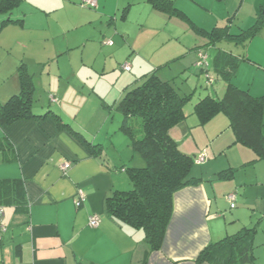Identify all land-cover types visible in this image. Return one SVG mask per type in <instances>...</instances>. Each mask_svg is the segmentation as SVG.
<instances>
[{"label":"crops","instance_id":"obj_1","mask_svg":"<svg viewBox=\"0 0 264 264\" xmlns=\"http://www.w3.org/2000/svg\"><path fill=\"white\" fill-rule=\"evenodd\" d=\"M81 1L21 0L0 16L10 20L0 28V102L19 92L18 68L23 66L33 91L35 78L44 82L45 101L33 113L52 111L0 126L11 149L0 151V180L10 182L14 196L0 199V264H195L207 244L254 225L264 214V162L251 163L254 152L234 144L225 114L200 125L191 108L170 131L179 148L193 157L204 152L207 167L219 166L225 157L227 168L240 169L208 189L205 181L224 170L212 167L198 185L175 192L162 245L148 252L140 230L105 212L107 196L130 188L120 168L143 164L120 130L122 115L114 108L152 73L173 81L180 93L194 94L203 76L196 67L199 53L207 54L215 80L207 94L220 98L224 93L226 81L213 66L224 53L247 58L238 61L231 82L264 96V45L258 46V62L249 55L255 40L244 48L247 42L228 39L210 45L206 35L224 26L231 35L240 34L248 29L240 22L242 12L252 10V19L262 15L264 0L239 5L238 0H171L179 15L156 9L148 0H97L96 8ZM125 63L129 70L122 68ZM63 161L70 164L65 173ZM232 191L237 205L229 210L225 196ZM79 192L83 197L76 204ZM92 215L99 217L95 227L89 225ZM263 223L264 218L259 224L264 234ZM257 244L260 248L264 242Z\"/></svg>","mask_w":264,"mask_h":264},{"label":"trees","instance_id":"obj_2","mask_svg":"<svg viewBox=\"0 0 264 264\" xmlns=\"http://www.w3.org/2000/svg\"><path fill=\"white\" fill-rule=\"evenodd\" d=\"M20 1L0 0V16L9 13ZM148 1L156 9L180 14L173 7L171 0ZM259 19L258 25L263 24L264 13L260 14ZM8 22L9 19L0 20V28ZM258 25L255 24L238 35H231L229 26L215 27L206 35L210 39V45L224 39L242 44L257 34ZM239 60L244 61L247 58L241 57ZM239 60L224 53L215 57L213 66L216 75L222 76L226 81L224 93L220 98L206 94L198 99L193 105V113L200 125L219 113L225 114L234 135V144L243 145L254 152L255 159L251 163L264 162V96L255 97L247 89H240L231 82ZM204 72L205 70L202 71L203 76ZM208 74L210 75L209 72ZM18 77L19 92L0 102V126L21 119L43 118L52 114L51 110L42 115L33 113L32 80L23 66L18 68ZM210 77L213 79L211 84H214V78L211 75ZM204 80L206 81V77ZM204 85L209 86L206 82ZM192 96L191 93H180L173 81H164L152 73L139 85L126 91L114 108L122 115L120 130L126 134L132 150L142 158L143 164L120 168L127 173L130 188L114 190L107 196L105 212L116 222L140 230L148 252L159 250L162 245L173 211L174 193L201 182L199 176L191 174L196 156L183 152L170 134L171 129L186 120L187 114L183 108ZM55 117L60 120L58 116ZM84 143L91 152H95L94 145ZM9 146L8 139L0 136V151L10 153ZM216 174L220 179H227L232 177L233 172L222 170ZM9 183L7 180H0L1 201L14 199ZM230 193L235 194L234 207H230L226 201L229 210H233L237 205L236 191L228 194ZM258 218L254 225L241 227L234 233L207 244L200 251L195 264H257L256 249L259 244L255 242V238L264 214Z\"/></svg>","mask_w":264,"mask_h":264},{"label":"rangeland","instance_id":"obj_3","mask_svg":"<svg viewBox=\"0 0 264 264\" xmlns=\"http://www.w3.org/2000/svg\"><path fill=\"white\" fill-rule=\"evenodd\" d=\"M241 2H242V0H238V4L237 5H239ZM208 10H209V13L211 14L210 8ZM214 11L217 12V10L215 8H214ZM251 12H252V10H248V11L245 10V11L242 12V15H240V16H242V17H239V18H241L240 22L243 25V28H249L254 21H256V22L252 26H254L257 22H260V19H259L260 14L258 13L257 16H255V18L252 19L251 17H252L253 13H251ZM229 17L232 18V16H229ZM228 18H226V20H224V23H227V19ZM239 18H237V19L239 20ZM233 19L235 20V17H233ZM258 26H259V30H260V28L263 27L262 31L259 33V30H258L257 34L258 33L259 34L258 35L256 34L255 37H253L252 39L247 41V43L245 45H243V47H240L241 45H238V46L240 48L248 47V45L253 40H255L253 42V45L249 48V55H250V57L253 60L260 62V60L262 58H260L261 54L258 55L257 49H258V46H260V44L264 45V25L261 24V25H258ZM235 27H237V30L239 29V26L235 25ZM234 31L236 32V30H234ZM243 51H244V49H243ZM242 55L244 56L245 53L243 52ZM209 71H210V69H209ZM196 73H198L199 75L201 74L199 70H196ZM254 79L255 80L257 79V75H256V77H254ZM219 83L224 84L222 82V80L221 81L219 80ZM33 84H34L33 110H36V109L39 108L40 104L45 101L46 94L43 93V84H44V82H40V78H35L33 80ZM195 84H197L198 87L196 89V92L193 94L192 99L190 101H188L184 105L183 109H184L185 113H188V111H190L191 108H193L194 103L196 101H198V99L204 97L209 92L208 88H206L205 85H204V80H203V76L202 75L200 76V82L198 81ZM180 149H182V148L180 147ZM217 156L218 155L216 154L214 157H217ZM209 157L211 158V156L208 155V159H209ZM214 157H212L211 159L213 160ZM225 162H226V159L224 157V158L220 159V164H217V165H219L217 167L214 166V163L211 164L208 167L206 165L208 162H203L202 164L194 163L192 165L191 174L193 176H199V177H201V175H202V177H203V176H205L204 174L206 173V170L210 171L212 169V167H215V169H224V170H227V171H232L234 174H235V172H237L236 171L237 169H240V168L237 167V168H234V169L230 170V168H227L228 166H227V164ZM130 167H132V166H130ZM219 180H221V179L217 177V174H215L214 178H212L211 180L208 179L207 181H205L207 188L210 189L212 186H214V184L216 182H219ZM219 187H220V185L217 187V189H218V191H221L220 189H222V187H220V188ZM256 220L258 221L259 218H257ZM256 220H255V222H256ZM227 224H229V223H227ZM262 227L264 229V223H263ZM258 232H259V235H258V238L256 239L257 241H255V242H257V243L264 242V234H263V232L262 233L260 232V228L258 229ZM256 255H257L256 263L257 264H264V244L260 245V248L256 249Z\"/></svg>","mask_w":264,"mask_h":264},{"label":"built area","instance_id":"obj_4","mask_svg":"<svg viewBox=\"0 0 264 264\" xmlns=\"http://www.w3.org/2000/svg\"><path fill=\"white\" fill-rule=\"evenodd\" d=\"M82 4L91 8H94L97 6V2L96 0H82ZM196 67L200 70H205L204 72V77H206V83L208 85H210L213 81V79L210 77V75L208 74V69H209V61H208V56L204 53H199V60L196 63ZM122 68L124 70H129V65L127 63L122 65ZM206 160V154L204 152L200 153L198 156H196L195 158V163H202ZM69 162L67 161H63L60 164V169L65 173L68 168H69ZM82 194L79 192L77 198L76 199V204H79V198H82ZM226 200L228 201V203L230 204V207H234V203H235V194L234 193H230L228 195H226ZM99 224V217L97 215H92L89 219V225L92 227H95Z\"/></svg>","mask_w":264,"mask_h":264}]
</instances>
